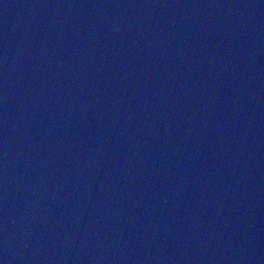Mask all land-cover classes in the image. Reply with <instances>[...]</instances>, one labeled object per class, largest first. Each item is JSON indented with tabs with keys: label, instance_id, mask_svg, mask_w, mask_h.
I'll list each match as a JSON object with an SVG mask.
<instances>
[{
	"label": "water",
	"instance_id": "obj_1",
	"mask_svg": "<svg viewBox=\"0 0 264 264\" xmlns=\"http://www.w3.org/2000/svg\"><path fill=\"white\" fill-rule=\"evenodd\" d=\"M0 264H264V0H0Z\"/></svg>",
	"mask_w": 264,
	"mask_h": 264
}]
</instances>
